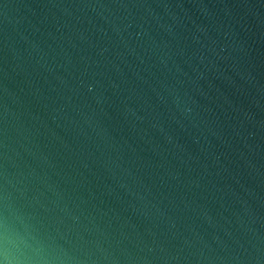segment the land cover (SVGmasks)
I'll return each instance as SVG.
<instances>
[{
  "label": "water",
  "instance_id": "obj_1",
  "mask_svg": "<svg viewBox=\"0 0 264 264\" xmlns=\"http://www.w3.org/2000/svg\"><path fill=\"white\" fill-rule=\"evenodd\" d=\"M0 264H264V0H0Z\"/></svg>",
  "mask_w": 264,
  "mask_h": 264
}]
</instances>
